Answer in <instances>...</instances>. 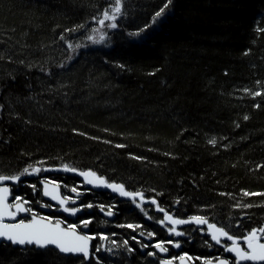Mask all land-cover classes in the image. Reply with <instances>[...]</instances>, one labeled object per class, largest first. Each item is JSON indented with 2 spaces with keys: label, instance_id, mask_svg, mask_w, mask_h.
I'll return each instance as SVG.
<instances>
[{
  "label": "trees",
  "instance_id": "obj_1",
  "mask_svg": "<svg viewBox=\"0 0 264 264\" xmlns=\"http://www.w3.org/2000/svg\"><path fill=\"white\" fill-rule=\"evenodd\" d=\"M165 2L127 0L118 27L91 43L110 0H0V175L46 167L82 206L74 220L47 218L94 237L88 260L0 243V264H159L160 242L166 258L191 264L221 251L204 227L170 234L154 205L91 191L65 165L180 219L233 235L264 226V195H244L264 193V95L252 94L264 93V0H172L153 24ZM41 173L11 188L31 209L23 220L43 202Z\"/></svg>",
  "mask_w": 264,
  "mask_h": 264
},
{
  "label": "snow or ice",
  "instance_id": "obj_2",
  "mask_svg": "<svg viewBox=\"0 0 264 264\" xmlns=\"http://www.w3.org/2000/svg\"><path fill=\"white\" fill-rule=\"evenodd\" d=\"M127 0H110V3L107 8H105L102 12V18L98 20L100 25H105L106 21H110L106 25V27L111 29H116L118 27V18L126 15V11L124 5H126ZM172 4V0H166L164 5L157 11L152 17V23H158L163 16L166 14V11L169 9ZM97 17H93V20H96ZM82 27V26H81ZM149 26H145L143 29H139L133 35L139 36L143 32L147 31ZM73 31V30H66ZM264 31V30H262ZM103 39V38H102ZM247 91V90H246ZM255 96L264 95L261 92L252 93ZM245 120L248 119L247 116L244 117ZM209 143L215 144L216 141L210 140ZM66 171H75L73 168H69L67 165L64 166ZM39 168H33L32 172H39ZM31 174L29 173V169L25 168L20 175L6 176L0 175V182L3 181H20L21 177ZM80 175L84 177H91L92 179H88L87 182L89 184H96L97 186H105L107 188L112 189L114 192H117L122 197H129L135 200L136 197H139L141 202H143L144 197L142 193H133L126 191L124 185L115 184V183H107L102 177L97 176L95 172H81ZM33 188L35 186L33 185ZM73 191H76L73 189ZM10 195V189L7 186L0 187V241L10 243L12 245L26 246V245H34L38 248L45 249L49 245L55 246L56 249L59 250L60 253L63 254H82L83 259H90V245L89 241L94 239L92 236L87 235H77L76 234V226H70V231H66L59 227V222H57L55 227H51L48 225H42L39 220L33 216V220L25 224L24 221H20L19 223H4V219L14 218L17 214L22 212H29L31 209L25 207L24 205L27 201H22L21 197H15L16 201L14 204L8 203V196ZM44 195L51 196L52 199H59L56 195H53L52 192L47 190V184L45 185ZM245 196L250 195H264V193H244ZM70 197L59 199V204L63 207V211L68 212L72 215L82 211V208L77 207H68L67 203L70 200ZM74 202V201H73ZM152 204H156V200H151ZM142 207V203L138 205ZM240 207V205H236ZM244 207H251V205H243ZM84 207L91 208L93 205L89 204ZM14 209V210H13ZM157 210L164 213V218L158 223L161 226L166 224H171L172 227L168 228L170 234H174L175 236H182L183 233L178 232L175 228L176 225H183L189 223H195L197 225L208 224V221L205 217L201 216H193L188 220L183 219H174L171 215H168L163 208H160L157 205ZM103 211V209H102ZM108 216H113L114 213L111 209L107 210L106 213ZM91 223L90 220H83L81 224L84 227H87ZM128 228H135L134 225H127ZM209 229L214 230L211 232V239L215 241L217 244L220 243L221 237H225L228 240L232 241V245L230 247H226V251L230 253H234L235 260L233 264H245V262H251V264H264V243L260 242L261 236H264V227L259 229H253L246 236L243 237V240L246 242L247 250L241 248L238 242V239L229 235L228 231H225L223 227H216L214 224H208ZM219 234V235H217ZM155 235L154 233H149V236L152 237ZM101 239H107V237H101ZM135 239V237H133ZM114 243V242H113ZM168 243H172L169 241ZM124 244L127 246L128 242L124 241ZM176 247H179V243L175 244ZM147 247V245H144ZM159 251L165 252L167 248L163 246V242L157 243L154 245ZM129 252L133 251V249L128 248ZM96 251H100L99 248ZM149 255H155V253H149ZM183 259V258H181ZM164 264H172L171 261H165ZM205 264H212L211 261H206ZM217 264H230L229 260H219Z\"/></svg>",
  "mask_w": 264,
  "mask_h": 264
},
{
  "label": "water",
  "instance_id": "obj_3",
  "mask_svg": "<svg viewBox=\"0 0 264 264\" xmlns=\"http://www.w3.org/2000/svg\"><path fill=\"white\" fill-rule=\"evenodd\" d=\"M44 169H47V168H44ZM58 170L63 171V172H66V173H70V174H74V175H76V176L79 178V180L83 183L84 187L87 188V189H89V190H91V191H96V192H106V193L111 194V195H113V196H117V197L120 198V199H124V200H133L132 198H129V197H122V196H120L117 192H114L112 189L107 188V187H105V186H103V185H101V186H97L96 184H89V183L87 182V180H88V179H92V178H91V177H87V178H86V177L80 175V173H81V172H88V171H91V170L80 171V170H76V169H75V171H66V170H65V167H61V168H59ZM97 176H99V175H97ZM99 177H102V176H99ZM102 178H103V177H102ZM103 179L105 180V178H103ZM105 181H106L107 183L120 184V183H116V182H108L107 180H105ZM17 183H18V182H14V181H3V182H0V187L7 186V187H9V189H10V195L8 196V203H9V204H11V201H12L11 186L17 185ZM39 184H40V191H41V195H42L43 200L47 201L50 205L56 207V209H55V212H56V213L63 215L64 217H66V218L69 219V220L75 219V218L81 213V211H80V212L76 213L75 215H72V214H70V213H68V212L63 211V207L59 204V199L66 198V197L64 196V194H63V192H62V189H61V186H60L58 183H55V182H49V181H46V180H42V181L39 182ZM46 184H47V190L50 191V192H52L53 195H56L59 199L54 200V199H52L51 196H46V195H44L45 185H46ZM133 193H141V192H133ZM143 197H144L143 202H141V200H140L139 197H136L135 200H136L137 202H139L140 204L142 203V205H146V204L154 205V206H155V209L157 210V205L151 203V200H152V199H155V198H147V197H145V196H143ZM155 200H156V199H155ZM73 201H74V202H73ZM76 203H77V200H76V199H72V200H69V201H68L67 206H68V207H76V206H73V205L76 204ZM13 204H14V203H13ZM13 210H14V209H13ZM41 210H42L43 212H45V213H48V212H49V207H48V206H43V207L41 208ZM159 212H160V211H159ZM25 213H26V212L19 213V214H17L14 218H7V217H6V218L4 219V223H19V222L22 220L21 217H22ZM106 213H107V212H106ZM106 213H105V215H107ZM161 213H162V212H161ZM166 213H167L168 215H171L174 219H180V218H177V217L173 216V215H172L171 213H169V212H166ZM33 216H34V215H31L30 218H28V219H26V220H22V221H24L25 224H28V223H30V222L33 220ZM107 216H108V215H107ZM109 217H110V216H109ZM35 218H36L37 220H39L40 223H41L42 225H48V226H51V227H55L56 224H57V222H59V227H60L61 229H64V230H66V231H70V227H69V226H65V225H63V223H61V221H55V222H53V221L49 220L48 218L43 217V216H41V215H35ZM163 218H164V213H163ZM183 220H188V219H183ZM189 224H194V225H196V226H198V227H200V226H205V228L208 230V233H209V235H210V239H211V232L214 231V230L209 229L208 224H214V223L208 222V224H204V225H197V224H195V223H189ZM166 225L172 227L171 224H166ZM184 225H188V224L176 225L175 228L177 229L178 227H182V226H184ZM214 225H215V224H214ZM216 227H217V226H216ZM218 228H220V227H218ZM76 234H77V235H87L86 233L81 232V231H79V230H77V229H76ZM217 235H219V234H217ZM87 236H89V235H87ZM221 239H222V240H226V241L232 243V241L228 240V239L225 238V237H221ZM261 239L264 240V236H262ZM211 240H212V239H211ZM212 241H213V240H212ZM214 242H215V241H214ZM0 243H6V242L0 241ZM6 244H10V243H6ZM11 245H12V244H11ZM89 245H90V256H91V245H92V240L89 241ZM231 245H232V244H231ZM231 245H230V246H231ZM12 246L20 247V248H24V247H25V246H19V245H12ZM26 246H34V245H26ZM230 246H229V247H230ZM34 247H36V246H34ZM48 247H49V248H53V249H55V250H57V251L59 252V250L56 249L55 246H53V245H49ZM36 248H38V247H36ZM159 252H160L161 255H163V252H161V251H159ZM226 252H227L229 255H231V256L235 259L234 253H230V252H228V251H226ZM59 253H60V252H59ZM60 254H63V253H60ZM63 255L81 256V257H82V254H63ZM181 258H183V259H181ZM181 258H179L178 261H177V263H175L174 261H172V260H170V259H167V258L165 257V259H164V260H161V261L159 262V264H164L165 261H171L172 264H190V262H189V260H188L187 257H181ZM86 260H88V259H86ZM219 260H224V259H218V260H216V261H211V262H212V264H217V262H218ZM247 263H251V262H245V264H247ZM203 264H205V263H203Z\"/></svg>",
  "mask_w": 264,
  "mask_h": 264
},
{
  "label": "flooded vegetation",
  "instance_id": "obj_4",
  "mask_svg": "<svg viewBox=\"0 0 264 264\" xmlns=\"http://www.w3.org/2000/svg\"><path fill=\"white\" fill-rule=\"evenodd\" d=\"M50 170L49 169H43L42 170V173L40 174V178H39V182L40 181H42V180H46V181H49V182H55V181H53V180H51L50 178H49V176H47V174L48 173H50L49 172ZM55 183H57V182H55ZM59 184V183H58ZM60 185V184H59ZM11 188H12V186H11ZM11 194H12V189H11ZM42 196V195H41ZM65 196V195H64ZM66 198L67 197H70L71 199L70 200H72V199H76L77 200V203L76 204H74L73 206H76L77 208H82V206H81V204H80V201L78 200V198L76 197V196H74V195H70V196H65ZM42 203L41 204H38L37 205V207L36 208H39V210L38 209H36L37 211H34V212H38L36 215H39V214H46L45 212H43L42 210H41V208L43 207V206H48L49 207V212H51V211H54L55 212V209H56V207H54V206H52V205H50L47 201H45V200H43V198H42ZM16 201H14L13 200V194H12V201H11V204H13V203H15ZM25 207H27L26 205H24ZM42 212V213H41ZM48 212V213H49ZM56 213V212H55ZM26 214V213H25ZM25 214L21 217V219L25 216ZM61 215V214H60ZM61 216H63V215H61ZM64 217V216H63ZM64 218H66V217H64ZM67 219V218H66ZM23 220V219H22ZM72 220H74V219H72ZM185 226V225H184ZM217 226V225H216ZM168 227H170V226H168ZM183 227V226H182ZM182 227H178L176 230L178 231V232H180V229L182 228ZM200 227H204L205 228V226H200ZM217 227H219V226H217ZM253 229H259V228H257V227H255V228H252V229H250V230H248V231H246V232H244L242 235H233V234H230L229 233V235H231V236H235V237H237V239H238V242H239V245H240V247L241 248H244L245 250H247V245H246V242L243 240V237L244 236H246L249 232H251ZM205 230H206V232H207V234H208V236H209V240L211 241V243H212V245L213 246H215L216 248L218 247L221 251H217V257H216V259H208V260H205L203 263H205L206 261H216V260H218V259H226V260H229L230 261V264H233V262H234V258L231 256V255H229L227 252H226V247H229L232 243L231 242H228V241H226V240H222L221 239V241H220V243L219 244H217L216 242H214V241H212L211 239H210V235H209V233H208V230L205 228ZM262 237V236H261ZM260 242L261 243H264V240H262L261 238H260ZM162 257L164 258V255H162ZM180 257H187V256H185V255H182V256H180ZM179 257V258H180ZM179 258H177V260L176 261H174L175 263H177V261H178V259ZM188 258V257H187ZM189 259V258H188ZM189 261H190V259H189ZM202 263V264H203ZM191 264V263H190ZM247 264H251V263H247Z\"/></svg>",
  "mask_w": 264,
  "mask_h": 264
},
{
  "label": "rangeland",
  "instance_id": "obj_5",
  "mask_svg": "<svg viewBox=\"0 0 264 264\" xmlns=\"http://www.w3.org/2000/svg\"><path fill=\"white\" fill-rule=\"evenodd\" d=\"M100 18H102V15L99 17V18H97V20L95 21V23H94V27H93V30H92V33L90 34V37H92L91 39H90V42L91 43H100V42H102L104 39H105V33H106V29H108V27H106V25L108 24V23H110V21H106L105 22V25H100L99 23H98V20L100 19ZM111 29V28H110ZM103 38V39H102ZM29 173H31V175H35L32 171H29ZM33 173V174H32ZM30 174H26L25 176H29ZM69 190H71V192H73V193H75V191H73V189H69ZM138 205H140L139 204V202H136ZM34 215H36V214H34ZM39 215H41V216H43V217H46L47 218V216L45 215V214H39ZM209 222V221H208ZM189 258V257H188Z\"/></svg>",
  "mask_w": 264,
  "mask_h": 264
},
{
  "label": "bare ground",
  "instance_id": "obj_6",
  "mask_svg": "<svg viewBox=\"0 0 264 264\" xmlns=\"http://www.w3.org/2000/svg\"><path fill=\"white\" fill-rule=\"evenodd\" d=\"M46 168V167H45ZM44 168H42V169H40V171H42ZM32 171V170H31ZM39 171V172H40ZM38 173V172H37ZM140 204V203H139ZM82 212V211H81ZM106 212H104V214H105ZM198 227V226H197ZM262 227H264V226H262ZM262 227H257V228H262ZM235 237V236H234ZM235 238H237V237H235ZM157 250H159V249H157ZM163 255H164V258L162 257V259H160L159 260V262L161 261V260H164L165 259V257H166V254H165V252H163ZM181 258V257H180ZM167 259H169V258H167ZM171 260V259H170ZM189 260V259H188ZM173 261V260H172ZM190 262V261H189Z\"/></svg>",
  "mask_w": 264,
  "mask_h": 264
}]
</instances>
